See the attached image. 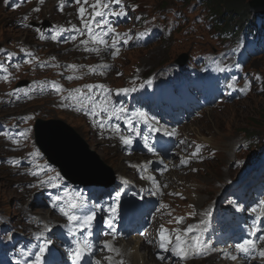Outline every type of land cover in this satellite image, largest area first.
<instances>
[{"label": "rangeland", "instance_id": "1", "mask_svg": "<svg viewBox=\"0 0 264 264\" xmlns=\"http://www.w3.org/2000/svg\"><path fill=\"white\" fill-rule=\"evenodd\" d=\"M56 0H41L31 5H24L21 8L6 6L3 4V0H0V45H8L13 41L23 42L31 46L24 47L23 51L29 52L33 55V68L44 66L46 71L49 70L46 64L50 61V57H57L61 62L81 61V62H93L92 58L86 61V58L77 53V50H73L70 47H64L65 45H51L48 43L38 42L34 33L29 30H22L17 21L24 22V15H29L32 10L39 9L32 15L39 20H49L53 24L62 25L67 21L75 20V6L66 8L63 12H58L55 6ZM141 4V9L156 12L155 14L165 13L166 8L180 9L187 12V3H182V0H135ZM246 3L251 0H245ZM237 4V0H234ZM190 3H196L195 0H191ZM197 4V3H196ZM8 5V4H7ZM240 5V4H239ZM204 7L202 4L196 9ZM239 7V6H238ZM195 9V10H196ZM219 18H222L220 8ZM158 12V13H157ZM235 14L224 15L223 19L227 23L228 28H236L239 24ZM180 35L167 40H160L148 42L143 48L130 50L121 54L120 58L109 61L104 60L109 65L110 71L108 75L102 80L106 82L109 87H121L124 85L123 77L121 74L126 75L131 70L132 65L142 66L143 70L158 71L163 66L170 63H174L179 56L187 54L191 50L210 51L216 50V43L213 40H205L201 42H189L180 41ZM149 45V47H147ZM245 71H253L260 73L263 76L264 82V56L255 58L245 66ZM60 71H48L58 77ZM147 72V74H148ZM1 87L7 91L13 92L10 85ZM26 96V93L22 94ZM27 97V96H26ZM51 100V99H50ZM102 99H95L96 103L101 102ZM71 103V104H70ZM84 103L83 101H70L55 103L52 100L36 99L28 104L22 106H15L13 108L0 107V117L12 116L17 114H25L32 112L34 114V124L38 121L47 122L49 120H60L67 126L71 127L73 131L79 135L81 141L87 147L88 153L95 154L103 165H106L112 173L118 172L119 174H128L127 163L133 161L134 157H125L123 151L119 148L117 143H120V136L123 135L122 129L116 124L112 123L104 125L101 128L100 124H93L94 122L102 121L101 118L92 115H86L82 111L76 109ZM74 106H73V105ZM91 104V103H90ZM92 105V104H91ZM80 115V116H77ZM82 117H85L90 122H93L90 127L86 124ZM95 118V119H94ZM93 119V120H92ZM33 124V122H32ZM119 128V132L114 129ZM180 137L184 139L190 138L195 141H204L210 144L212 149L218 150L215 157L210 161H204L202 164H198L197 171L192 173L190 170H185L183 173H179L174 170H170L168 173L162 175V185L159 186V178H156L155 182H151V186L156 189L159 197L162 200L167 198L166 190L184 192L188 201H193L197 205L204 207L216 199L222 193V190L226 188L230 181L237 179L242 171L241 165L244 160L250 157L253 153L260 154L264 151V90L262 92H251L245 99L231 100L218 107H210L202 111L201 117H197L187 124L183 125L179 129ZM247 133V135H245ZM34 137V133H33ZM28 151V149H26ZM4 154H9L5 149L3 143L0 142V213L4 215L6 222L11 225L14 222H18L23 218L24 214L35 213L41 215L42 219H47V215L44 212V205L35 206L33 202L29 206H26V201L31 200L33 194H27L24 190L22 178H19L8 167H6L2 160ZM120 156V167L115 166L117 158ZM133 160H132V159ZM172 160L175 156H171ZM144 162L147 161L143 160ZM235 164H239V167H233ZM119 168V169H118ZM122 169V170H120ZM169 179V180H168ZM183 179L185 181H183ZM110 180V177H109ZM157 181V182H156ZM184 182H187V189H185ZM191 182L192 184H190ZM18 184V186H16ZM145 184V183H140ZM222 185L224 187L222 188ZM184 189L186 191H184ZM158 190V191H157ZM33 192V191H29ZM60 190L55 189L50 192L49 196L54 197L52 203L57 205L55 210L64 208L66 204V198L59 197ZM72 200L76 199L79 194V190H73L69 192ZM59 197V201L55 200ZM213 202V203H214ZM156 211V210H155ZM191 212V211H190ZM190 214H187V222L191 223ZM56 218H51V221H55ZM194 218H192L193 220ZM193 220V222H195ZM199 233V232H196ZM138 235L140 241L149 245V249L153 251L152 259H154V246L153 242L148 238V234H134ZM132 236V235H130ZM128 236V237H130ZM117 239V241L125 247V242L128 239ZM116 244V243H115ZM117 245L116 247L118 248ZM101 249L99 248L97 254L93 258V263L97 264V260L104 262L102 255L110 254V251H103L100 255ZM224 247H218L217 252L213 253L211 257L206 261H197L187 264H222L224 260L220 258L224 255ZM143 255V253H142ZM151 256V255H150ZM212 256H214L212 258ZM98 257V259H97ZM217 257V258H215ZM219 257V258H218ZM151 260V259H150ZM150 261L148 264H151ZM166 262V261H165ZM227 262V263H226ZM118 264H128L125 261H118ZM154 264V263H152ZM167 264H170L167 262ZM225 264H230L229 261H225Z\"/></svg>", "mask_w": 264, "mask_h": 264}, {"label": "snow or ice", "instance_id": "2", "mask_svg": "<svg viewBox=\"0 0 264 264\" xmlns=\"http://www.w3.org/2000/svg\"><path fill=\"white\" fill-rule=\"evenodd\" d=\"M8 0H5V3H7ZM69 2H71V0H69ZM76 3H80V0H75ZM84 3L87 4L88 0H84ZM110 3H115V4H119L120 0H96L95 4L92 5L93 8V12H92V20L95 21V27L99 28L101 23H108V27L105 30L101 29V33L98 35L96 34L94 28L91 26V22L86 18V9L81 6L79 9V15L80 18L82 20L84 29L87 30V35H88V40L82 41V43L85 45V50L87 49V45L89 43V41H91L94 44H104L106 45V50L107 48H111L114 49V51L112 52V55L115 56L118 54L119 52V47H118V39L117 37L113 36L112 37V43L111 45H107V41L102 39V36H107L110 33H113L115 30L114 28L111 27L110 22L108 21H104L103 18L110 14L112 16H123L125 15V13L123 12V9H121L119 12L114 11L109 5ZM101 4L103 6L104 9L107 10V12L104 11H99L98 9L101 7ZM61 6V10H62ZM36 11H39V9H36ZM96 17H101V20H95ZM77 32H79V34L83 35L84 32L81 30H76ZM53 39H55V37H52ZM76 35H72L70 37V39H75ZM126 42V41H125ZM27 62V61H26ZM70 67H75L70 66ZM5 79H7V77H5ZM69 79H71V77H69ZM233 85H229V87H232ZM98 88L104 91H107L106 89H104L103 85H88V92L91 94L93 92V88ZM52 88L55 89V91L57 93H59L61 91V88L59 85L53 84ZM125 93H127L129 90L128 89H124L123 90ZM76 92H80L79 89L76 90ZM71 99H75V97H71ZM88 102H90L92 104L90 111L87 110L88 109V105L87 103L82 104V107L85 109V114L86 115H92V116H99L102 112L104 114H106V116L111 119L113 117H115V119L120 120L122 118V116L125 114V109H123L122 107L117 108L115 106H109V104L107 103V96H104L103 100L99 103L95 102V97L90 95L88 97ZM77 111L80 110V108L76 109ZM133 117L139 118L140 120L144 121L145 123H148V118L146 116V114L142 111H136L132 114ZM125 123H127L129 125V127L131 128L132 126V121L131 120H125ZM101 128L104 127L103 123L100 124ZM116 132H119V128L114 129ZM152 131H158L159 129L153 128L151 129ZM165 134H169V135H174L175 133H165ZM120 140L122 141V143L124 145H131L132 140L131 138L125 137L123 135L120 136ZM145 147L148 148L149 152H152V148L148 147L147 143H145ZM199 152V148H197V151L194 152L192 155L195 157ZM181 163L183 164L184 161H181ZM32 175H38L37 172H33ZM41 183H44V181H41ZM59 197H56L55 200L59 201ZM116 200L119 201V193H117L116 196ZM54 207H56L57 205H53ZM78 209V205L75 201H70L68 204L67 209L65 208H60V212L62 215H64L67 220L69 225H72L73 223H77L79 225V227L81 229H89L91 228L92 222L94 220V213L92 214H84V215H76L75 214V210ZM113 212H115V208L112 209ZM259 219V218H258ZM178 223L180 222L179 220L177 221ZM108 227L109 229L113 228V225L111 223H108ZM259 226H254V230L253 232H250L249 235L250 236H254L255 235V231L258 230ZM187 232H191L192 229L188 228L186 230ZM75 232H73V236H75ZM159 238H160V245L159 247L163 250V251H171L172 254L178 258V260L180 261H186L187 259L190 258V254H191V258H194L198 255L201 254L200 252V248H199V242L195 243V244H188L187 241L182 240L181 235L177 234L175 237V243L173 244V241L170 239L169 235L166 234V230L161 228L160 232H159ZM261 240H264V236L260 237ZM47 244L48 242L46 241L42 246L39 247V252L35 257V262L34 264H41V259L44 256L45 250L47 248ZM166 245H172L170 248L166 247ZM91 245L85 241L83 242V244H81L80 241H77V248L75 250L74 253V259H73V264H79L80 259L83 257V255L85 253H87L90 249ZM108 245L105 244V248H107ZM237 251H239L242 255H244L245 257H249V258H254L253 257V253L254 252H258L259 256L261 258H264V250H260L256 247L255 244V240L253 239H245L243 240L242 243H238L235 245ZM237 257L233 256L232 259H236ZM160 260H164L165 257L164 256H160L159 257ZM97 264H99V262H97Z\"/></svg>", "mask_w": 264, "mask_h": 264}, {"label": "water", "instance_id": "3", "mask_svg": "<svg viewBox=\"0 0 264 264\" xmlns=\"http://www.w3.org/2000/svg\"><path fill=\"white\" fill-rule=\"evenodd\" d=\"M248 4L253 12L264 11V0H251ZM34 132L36 144L46 159L71 183L100 187V196L112 190L111 170L95 154L87 152L86 145L71 127L60 120L38 121Z\"/></svg>", "mask_w": 264, "mask_h": 264}, {"label": "bare ground", "instance_id": "4", "mask_svg": "<svg viewBox=\"0 0 264 264\" xmlns=\"http://www.w3.org/2000/svg\"><path fill=\"white\" fill-rule=\"evenodd\" d=\"M64 2L65 1H62V0L61 1L56 0L55 6L57 7L58 5H63ZM34 135H35V132H34ZM177 156H178V154L175 155L174 160H172L171 157H167V161H165V163H166L165 167L167 168V173L169 172V169L177 171L179 173H183L185 171L186 166L177 165L178 164ZM152 162H153V160L148 158L145 163L152 166V164H151ZM117 163H119L118 166L120 167V163H121L120 156L117 158L115 166H117ZM120 170H122V169H120ZM116 173H118V172H116ZM147 174L149 175L150 178H153V181H151V182H155L156 178H159L160 179L158 181L159 186L163 184L161 182L162 176L155 177L154 171L152 170V167L147 171ZM183 181H185V180L183 179ZM184 183H187V182H184ZM166 192H168V190H166ZM246 205H247V203H246ZM246 205L243 207H246ZM193 212L194 211H191V214ZM193 220H195V218ZM193 220L191 218V220H190L191 223H193ZM43 221H46V220H43ZM240 237H241V234H240ZM140 239L141 238L138 235H132V236L128 237V239L126 240L127 242H125V247L122 245H119L122 242H120V243L117 242V239L113 240L111 238L109 240L104 241V242H107L108 247L101 250L99 254L101 255L103 253V251H106V250H110L111 254L102 255V259L104 260V262H101V264H118V261H120V260L125 261L128 264H148L150 261H152L151 264L152 263H154V264H167L165 262L161 263V262H157L155 259H152L153 251L150 250L151 248L149 249V245H146L144 242L142 243L140 241ZM236 241H239V239H235V241L232 243H236ZM117 245H119L118 248L116 247ZM142 253H143V255H142ZM231 264H236V263H231Z\"/></svg>", "mask_w": 264, "mask_h": 264}, {"label": "trees", "instance_id": "5", "mask_svg": "<svg viewBox=\"0 0 264 264\" xmlns=\"http://www.w3.org/2000/svg\"><path fill=\"white\" fill-rule=\"evenodd\" d=\"M190 0H184V2H188ZM206 9L209 10V12L213 15L218 16L220 14V8L223 9L222 18L224 15H231L232 17L238 15L237 17L246 16V19L251 16V13H249V6L246 3L245 0H237V2L240 4H237L234 2V0H203ZM239 6V7H238ZM246 12V14H244ZM222 18H219L220 21L219 24L225 23ZM223 25V24H222ZM149 47V45H147ZM247 135V133H245Z\"/></svg>", "mask_w": 264, "mask_h": 264}, {"label": "clouds", "instance_id": "6", "mask_svg": "<svg viewBox=\"0 0 264 264\" xmlns=\"http://www.w3.org/2000/svg\"><path fill=\"white\" fill-rule=\"evenodd\" d=\"M259 156V154L253 153L250 157H248L247 159L244 160L240 171H242V173L248 168H250L253 163L255 162V159Z\"/></svg>", "mask_w": 264, "mask_h": 264}]
</instances>
